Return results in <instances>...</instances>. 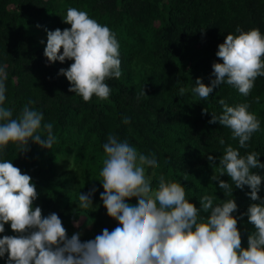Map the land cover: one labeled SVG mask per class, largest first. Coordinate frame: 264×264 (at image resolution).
<instances>
[{
  "label": "trees",
  "instance_id": "16d2710c",
  "mask_svg": "<svg viewBox=\"0 0 264 264\" xmlns=\"http://www.w3.org/2000/svg\"><path fill=\"white\" fill-rule=\"evenodd\" d=\"M69 7L86 11L108 26L119 42L122 75L106 79L111 89L108 100L93 95L85 102L69 92V82L58 73L74 61L49 64L43 54L45 29L71 27L63 23ZM238 26L245 32L259 29L264 35V0H0V66H6L7 72L5 106L18 114L33 101L30 107L53 124L57 138L52 150L30 141L27 153H19L10 144L0 157L32 177L39 194L33 207H41L45 216L56 212L68 234L81 231L83 240L116 227L100 200L103 144L110 134L141 153L155 154L159 167L154 170L153 186L160 175L181 182L186 199L198 208L205 194L217 196V203L232 198L225 197L218 184L210 183L213 169L207 156L223 154L221 137L233 147H238V141L230 139V129L208 120L211 113H222L221 99L230 106L249 103L261 128L240 152L255 151L264 163V76L256 78L248 97L226 83L208 100L194 96L191 89L197 78L210 83L213 62L222 63L215 55L218 45L227 34L238 35ZM180 88L186 89L183 95ZM143 90L146 95H140ZM257 96L259 103L254 102ZM204 108L207 115L202 114ZM124 117L131 122L123 123ZM253 171L264 176V169ZM221 179L231 183L227 175ZM93 186L97 189L93 208L81 209L77 193H86ZM233 189L238 205L234 215H239L252 203L246 195L250 189H235L234 184ZM259 196L264 198V181ZM129 202L135 204L136 199ZM74 221H79V228L73 226ZM238 228L242 247H247V234L254 229L246 216L238 221ZM5 229L0 237L14 235L10 225Z\"/></svg>",
  "mask_w": 264,
  "mask_h": 264
},
{
  "label": "clouds",
  "instance_id": "9594fccd",
  "mask_svg": "<svg viewBox=\"0 0 264 264\" xmlns=\"http://www.w3.org/2000/svg\"><path fill=\"white\" fill-rule=\"evenodd\" d=\"M63 23L71 27L45 29L43 54L47 62L74 61L58 73L69 82L68 91L85 102L91 101L93 95L108 100L111 89L106 79L122 75L115 33L74 7L67 9ZM236 32L239 34H227L218 45L215 55L222 63L213 62L209 84L196 79L191 89L194 96L208 100L226 83L248 97L256 78L264 76V35L259 29L245 32L239 26ZM6 80V66H0V157L10 144L19 153H27L30 141L52 150L57 142L53 124L45 122L41 111L30 107L31 100L18 114L5 106ZM179 91L183 95L186 89ZM140 95H146L145 90ZM254 102L259 103L260 97H255ZM219 103L222 113H211L208 123L230 129V139L238 141V147L219 139L223 154L219 158L207 156L213 169L210 183L218 184L224 196L232 198L219 199L217 203V196L205 194L198 208L186 199L181 182L160 175L153 186L154 170L159 167L155 154L141 153L126 140L110 134L103 144L100 200L117 226L83 240L81 231L68 234L56 212L45 216L41 207H33L39 194L32 177L11 160L0 158V234L5 233V225H10L14 233L0 237V259L6 257L5 264H264V198L259 196L264 176L253 171L264 169V163L255 151L244 155L240 152L260 131L261 121L249 111L251 105L247 102L230 106L221 99ZM208 113L206 108L202 110L203 115ZM122 122L131 121L124 117ZM149 169L153 170L150 174ZM225 175L231 183L221 179ZM233 184L235 189H250L246 195L252 203L239 215H234L238 205L233 198ZM96 191L93 186L86 193L78 192V206L93 208ZM132 198L135 204L129 202ZM245 216L254 230L247 234V247H242L238 221ZM73 226L79 228V221H74Z\"/></svg>",
  "mask_w": 264,
  "mask_h": 264
}]
</instances>
